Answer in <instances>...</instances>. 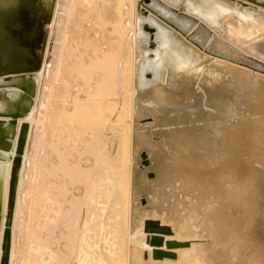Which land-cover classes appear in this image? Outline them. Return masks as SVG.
<instances>
[{"label": "rangeland", "instance_id": "rangeland-1", "mask_svg": "<svg viewBox=\"0 0 264 264\" xmlns=\"http://www.w3.org/2000/svg\"><path fill=\"white\" fill-rule=\"evenodd\" d=\"M257 1L264 3V0ZM104 3L105 0H77V7L72 14V25L76 26V38L72 42L74 52L69 80L84 94L89 92V96L86 95L82 98L83 101L80 99L77 102L76 97L69 101L70 98L66 99L67 95H65L63 98L68 102H56L54 107L57 109H53L50 120L44 118L47 122L42 121L41 129L44 132H42V140L38 144L39 146L42 143L41 148H38L39 158L37 159L38 165L42 168H40V176H38L41 180L38 181V179L37 183L33 185L37 191V201L33 209L40 203L38 211L45 207L46 210H43L44 213L40 210L35 215L39 217L32 218L35 222L32 221L33 227L36 229L34 240L37 239L38 244L36 241H32L31 233L20 232L26 246L31 247L32 252L39 249L41 251L43 247L49 248V250L57 248L54 251L58 250V247H61V250L65 249L63 241L60 244L53 243L51 233L47 229L52 221L55 222L52 214L47 215L52 210L50 207L53 190L64 195V205H66L64 218L70 224L67 226L70 231L67 242L71 245L76 243L80 232L76 226L79 221L82 222V219L89 221L90 211L93 209L90 199V188H92L90 180L93 178L92 172H95L96 161L107 154L114 155L115 159L124 158L120 165L125 172L128 150L124 145L126 130L122 128L126 124H131L132 136L138 139V144L135 145L137 148L133 147V155L132 153L130 155L132 170L142 174L144 178L137 185H134L129 178L132 190L130 189V193L127 191L124 195L122 200L124 205L117 208L118 210L123 209L121 215L123 225L120 227V232L117 233V243L115 240L113 243L117 244L115 254L118 259L122 260V264H252L247 260L248 253L242 252L240 249L242 239L250 232L255 231L249 227L251 218L260 216L264 227V190L260 187L261 182H264V144H262L264 140L253 138L258 130L261 128L264 130V93L258 96L246 94L244 88L248 85H244L246 82L240 78L264 80V5L251 0H144V2L142 0H124V4L122 3L116 8V19L113 23L106 19ZM30 5L34 6L32 2ZM37 7L40 10L41 7L39 5ZM42 14L44 15L45 12ZM45 24V20L39 18L34 39H32L33 30L30 29V26L25 29L12 28L14 34L18 31L20 35H23V40L36 41L33 47H29L24 42L18 44L19 34L16 35L17 40L12 38L13 35H4L3 39L0 38L2 46L6 43L10 45L11 49H8L10 57H16L19 53V55L27 57L30 51L33 52L36 58L33 61L35 63H32L34 64L32 67H34L41 63L45 55L48 43ZM165 28L175 34L176 40L183 47L177 48L174 56L170 58L165 56L164 60H158L159 63L152 65L151 61L149 64L152 67L142 71V62L157 58L155 36L157 39L159 32L164 31L165 34L167 32ZM54 30L56 31L55 28ZM137 31L138 38L135 37ZM150 33L154 35V39ZM239 35H251V37L246 40L239 38ZM153 40L155 42H152ZM140 41L145 42L143 44ZM56 47V41L52 38L49 53L53 54ZM102 58H104L103 60L106 58L107 64L113 65V68L110 70L106 84L100 85L101 95L97 96L95 87L99 84L100 75L96 73V77L95 72H88V69L85 68L91 62ZM19 59L20 57L17 61L20 63L16 64L14 68L28 67ZM183 67L184 69H182ZM237 71L242 75L239 78L234 75L235 72L238 73ZM140 73H143L149 81L157 77V82H154L152 86L159 87V89L164 88L168 92L166 95L173 99H169L165 104L160 103L159 107L155 106L157 108L150 112L142 109L134 110L131 122L129 117H124L125 120L117 122L119 115L124 114L122 106L124 101L128 99L133 101L134 89L138 85ZM235 77L237 78L236 84L240 83L239 80L241 81L237 88L242 93L238 95H235L234 92L229 93L232 102L220 105L216 102L215 95H211L213 88L215 93L224 96L225 88H231L230 84L235 83ZM179 79L183 83V88L179 87L177 90L173 86L170 87V84L175 85ZM210 81L226 84V87H213V85L211 87L208 85ZM187 82H189L188 84L193 82V87L191 84L188 88ZM228 85L230 86L228 87ZM187 92L188 94H185ZM145 93L141 94L143 98L147 96ZM258 97L263 99L259 100ZM184 99L186 100L185 105ZM91 103L94 105L101 103V111L105 113L101 118L98 117L99 123L95 126L90 124L92 120H89L88 114L83 110L84 106L92 105ZM16 104L18 108L15 111L24 114L34 106L35 97L33 98L29 92H24ZM195 105H200L204 108L203 111L208 113L201 114L197 111L193 113L190 107ZM55 112L58 113L57 117L54 116ZM191 114L194 116L192 117ZM195 116L198 118L196 119ZM44 122L48 125L46 126ZM117 123L118 125H115ZM210 123L213 126H210ZM222 123H228L229 128H225V131L232 130L233 148L240 142L249 145V148L244 149L241 156H232L212 165L209 167L210 169H206L208 175H206L207 173L203 174V177H200V170L194 167L184 166L181 169L168 167L162 170L156 167L155 160L147 146L149 148L157 146L154 143L163 145L164 151L167 150L166 152L169 154V152H174L175 146L172 144L178 143V139L187 140L188 138L187 146L189 147L192 144L189 140L196 139L194 135L197 138L210 136L212 134H209L212 132L210 127L214 128L218 124V127L221 128ZM14 125L0 123L1 148L7 150L11 148L10 138L16 135ZM258 126L261 128L259 129ZM185 128L186 130H184ZM187 128H189L188 131ZM160 131L164 132V141L161 139L163 133ZM180 133L183 136H180ZM146 140L151 141L152 144L147 143L148 145L145 146L143 143ZM183 140H181L182 143L186 141ZM33 148L32 142L30 146L32 154ZM213 151L216 150L213 148ZM29 153L31 154V152ZM225 153L228 152L223 154ZM142 155H146V160L142 159ZM234 161L246 163L250 170L247 172L246 182L239 196L232 198L227 193L224 194L216 189L210 176H213L218 167L227 166ZM64 165L70 167L71 170L75 169L73 172H77L75 177L77 180L72 179V175H62ZM40 193L43 195L41 196ZM41 197L45 199L43 200ZM59 200H61L60 197ZM45 201L44 206L43 202ZM110 212L112 211L109 210L107 214ZM233 212H238L242 220H237L234 215L233 219H229L224 228H221L218 222L220 221L219 215L223 216L222 213H224L231 216ZM37 219L39 221L42 219V222L35 221ZM49 220L50 222H48ZM108 221L105 225L106 229L104 228L106 238L109 237L108 228L110 230ZM147 221H158L161 227H169L171 232L147 230ZM59 225L64 226L62 222H59ZM153 235L163 236L165 243L160 247L153 245L151 243ZM168 241L187 242L188 244L169 249ZM35 243L37 246L34 245ZM113 243L110 240L108 245H113ZM156 249L173 251L176 253V257L155 258L154 251ZM17 250L19 252V247ZM18 256L16 254V259ZM54 259L52 260L54 262L48 260V263L58 264V260L55 263ZM76 263H78L77 259L74 260V264Z\"/></svg>", "mask_w": 264, "mask_h": 264}, {"label": "bare ground", "instance_id": "bare-ground-1", "mask_svg": "<svg viewBox=\"0 0 264 264\" xmlns=\"http://www.w3.org/2000/svg\"><path fill=\"white\" fill-rule=\"evenodd\" d=\"M31 2L34 4V6L30 5ZM142 2H144V0H142ZM122 3L124 4V0H105V3H104L105 4V16H106L107 21L110 20L114 23L116 19V15H115L116 8L121 6ZM38 5L41 7L40 8L41 11L38 9L37 7ZM76 5H77V0H0V30H3V29L10 30L11 27L25 29L27 26H30V29L33 30L32 39H34L36 30H37V25L39 24V18H40V19H44L46 22L45 30L47 31V41H48L47 47L45 49L44 58L42 59L41 63H38L34 66L33 70H24V69L20 71H10L9 70L8 72L0 74V111L17 110L18 107H17L16 102L21 99L22 94L24 92H29L33 96V98L35 97V104L32 107V109L26 112V114H24L23 116L15 118L16 123L14 125V129L16 131V135L11 136L10 138L11 139L10 141L12 142L11 148L7 150V149L0 147V264H49L48 260L52 258L53 259L56 258L54 260L55 261L58 260V264H74V260L76 259L78 262L76 264H122V260L118 259L115 254V246L117 245L116 244L117 243V233L120 232V227H122L123 225V221H122L123 217L121 216L123 209L118 210L117 208L121 205L122 206L124 205V201L122 203V200L125 197L124 195L126 194V192L130 191L131 189L130 186L132 185V183L134 185H137L144 178L142 174L132 170V163H131L130 155L132 153L133 147L137 148L135 145L138 144L137 142L138 139L137 137L132 136V131L130 129L131 124L125 123L126 125L124 127L122 126L123 127L122 129L126 130V134L124 138L125 139L124 145H125L126 150H128V152L126 153L127 154V162H126L127 169L125 168L126 169L125 172H123V168L120 165L121 162L124 161L123 160L124 158L115 159L114 155L111 156L110 154L109 155L107 154L99 161H96V165L94 167L95 172H92L93 174L94 173L95 174L94 175L92 174L93 178L90 180L91 187H92L90 188L91 190L90 199L93 203V207L91 206L93 209L91 208L92 210L90 211L89 221H87V219H82V222L79 221L78 226H76V229L80 232L76 239L77 241L74 245H71L69 242H67V236L70 233L67 226L70 224L66 220V218H64L65 217V207H66V205H64V195L63 194L61 195L60 192H57V190H53V189L52 190L54 192L52 191V194H51L52 205L50 204L51 207L49 205V207L52 209L51 210L52 213L48 212L49 214L47 213V215L52 214V217L55 219V222L51 220L52 223H50L47 229L51 233V240L53 241V243L60 244L61 241H63L64 243L63 245L65 246V249L61 250V247H58L59 249L54 251L57 248H54V249L51 248L49 250V248L48 249L44 248L42 245L43 248H41V251L39 249L38 251L33 250L32 252L30 250L31 247L29 248L26 246V242L24 241V238L20 234L21 231H26L27 234L31 233V237L33 241L34 238L36 237V236L34 237L35 235L34 232H36V229L33 227L34 226L33 223L35 222L33 221L32 218H34V216L38 214L40 210L42 211V213H44L43 210H46V207L45 209L42 207L43 209H40L38 211V208H39L38 204H40L38 202H37L38 204L35 207V209H33V206L36 204V201H37V193H36L37 191H36V188H34L35 186L33 187V185L36 184L37 180L39 179L38 176H40V168H41V166L38 165L37 159L39 158L38 152H39V149L41 148L40 146L42 145V143L39 146L38 144H39V141L42 140L41 135H42V132H44L41 129L42 123H43L42 121H46L44 120V118L45 119L49 118L50 120V116L53 113V109L56 108L54 107V104L60 101H63L64 103V101H66L63 98L65 97V95H67L66 99L70 98L69 101H71L74 97H76L77 102L78 100L80 101V99L86 97V95L89 96V92H85L84 94L82 90H78L76 85H72V82L69 80L70 73L72 72L71 66H72V57H73V52H74V49H72V42L76 38V26L72 25V18H73L72 14L73 12H75V7H77ZM42 8L44 9V11ZM42 12H45L46 17H44L45 14L41 15ZM54 28L56 29V31L54 30ZM165 31H167L165 34H164V31L159 32L157 39H156L157 41H156L155 48H156L157 58L154 60H148V61L142 62L141 63L142 71H145L146 68L152 67L149 64L151 61H152V65L154 63H159L158 60L160 61L164 60L165 56L167 58L174 56V54H176L177 48L183 47L181 43L176 40L175 34L170 32L171 30H169L168 28H165ZM138 35L139 33L137 31L135 37L138 38ZM250 37L251 35L250 36H240L239 35V38H244L246 40L249 39ZM52 38H54V41H56L57 47L55 49V52L53 54H50L49 53L50 40ZM144 42L140 41V43H143V44ZM189 49L191 48L189 47ZM103 59L104 58L100 60H95L91 62L90 64H88L86 68L84 67L85 69H88V72L90 71L95 72L94 74L96 77H97L96 73L100 75V77L98 78L99 84L95 87V90H96L95 94L97 96L101 95L102 90H101L100 85L102 86L106 84L105 82L108 80V77L111 72L110 70L113 68V65L107 64L106 58L105 60ZM200 66L202 67V65ZM182 69H184V67ZM190 70H194V69H190ZM217 71H220V70H217ZM237 72L238 73L235 72L234 74V75H237V78H239V76H242L239 73V71ZM187 75L189 76L190 74H187ZM237 78L235 77L234 79L235 83L232 82L230 84L231 88L229 89L226 87V84H223V83L220 84V82H212V81L209 82L208 85H211V87L212 85L213 87L214 86L226 87L224 90L225 91L224 96H221L215 93V90L213 88L211 95H215L214 98L217 103H220V105L229 104L232 102L231 97H230L231 94L229 93L234 92L235 95L241 94L242 91L239 92L237 88V86H240L241 84L240 80L246 82L244 85H248L244 88V92L246 94L251 95V96L252 94H254L258 96L264 93V80H261L260 78L255 79V80L253 78H249V79L240 78V80L238 81L240 83L236 84ZM180 79H179V82L175 83V85L170 84V87L173 86L175 89L179 87L183 88V83L180 82L181 81ZM229 79L231 80V78ZM157 80L158 78L155 77L152 81H149L147 78L144 77L143 73L139 74L138 85L136 89H134L133 101H131V99H128L127 101L126 100L124 101V104L122 103L124 114L121 113L119 115V117L117 118V122L125 120L124 117H129L130 122H131V119L133 118L134 110L136 111V110L142 109L144 111L150 112L157 108L155 106L159 107L160 103L165 104L167 103L169 99H173L170 96L166 95V93L168 92H166L164 88L159 89V87L152 86V84L154 82H157ZM224 80H225V77H224ZM188 83L189 82H187V85H189L188 88H190V85L193 82L191 84H188ZM204 84L206 85V83ZM230 85H228V87ZM191 86L193 87V84ZM249 87H251V89H249ZM184 91L186 92V90ZM208 92L210 91L208 90ZM142 93L147 94V96L143 98L141 96ZM185 94H188V92ZM258 99L260 100L263 98L258 97ZM130 101H131V104H130ZM66 102H68V100ZM115 103H118V102H115ZM185 104H186V100L184 102V105ZM189 105L191 104L189 103ZM101 107H102L101 103L95 104V105L92 104V105L84 106V109H83L84 113L88 114L89 116L88 118L90 121L92 120L91 122L89 121L92 126L97 125L99 123L98 117L101 118L102 115L105 114L101 111ZM190 108H191V111H193V113L196 111L197 113L200 112L201 114L205 113L203 111L204 108H202L200 105H195ZM100 111L101 113H99ZM104 111L106 110L104 109ZM177 114L178 113H176V115ZM57 115L58 113L55 112L54 116L57 117ZM191 115L192 117L194 116L193 114ZM197 118L198 117H196V119ZM208 118L210 119V117ZM83 119L85 120V118ZM11 120H14L12 116L0 115V121H3L0 123H3L4 125H8ZM175 120H177V118H175ZM44 124L46 125L45 122ZM115 125H118V123ZM202 125H201V128H202ZM211 125L212 124L210 123V126ZM193 128H196V127H193ZM225 128H229L228 123H222L221 128L218 127V124L217 126H214V128L210 127V129L212 130V132H209V134L212 133L210 135L211 137L209 135L205 137L201 136L198 138L197 136L194 135L196 139L194 138L190 139L189 137L190 139L189 141H191L193 144V145L190 144L189 147L187 146V144L189 143V142L187 143L188 141L187 137L189 134L188 133L186 136L187 140L184 139L186 140L185 141L186 144H184L185 142L183 143L181 142V140H183L182 138L181 140L178 139L177 140L179 141L178 143L172 144V146H175V149L172 147L174 149V152H169V154H167L166 152L167 150L164 151L163 145H158L157 143H154L157 146L155 147L151 146L152 148H149L147 146V148L149 149V151L151 152L155 160L154 163L156 167L160 168V170L168 168V167L170 168L178 167L181 169L184 166H188L190 168L191 167L198 168L200 170L199 171L200 177H203V174L207 173L206 169H210L209 167H211L212 165H216L218 162L226 158H230L232 156L239 157L244 152V149L246 150L247 148H249V145L247 143L243 144L242 142H240L241 145L237 143V145L233 148L234 143L231 142L232 130L230 131V129H228L227 131H225ZM258 128L260 129L261 127L258 126ZM188 129L189 128H187V131ZM184 130H186V128ZM160 133H163L161 139H163L164 141V132L160 131ZM176 136L178 137V135ZM180 136H183V135H181L180 133ZM253 138L264 140V130H262V128L258 130L255 137ZM32 142H33V147H34L33 154H32V149H30ZM147 143L150 145L152 144L151 141L149 140H146L145 143L143 144L146 146ZM262 144L264 143L262 142ZM213 148L216 151H213ZM29 152H31V154ZM218 152H221V153H218ZM224 152H228V153L223 154ZM145 156L146 155H142V159H145ZM40 165H41V162H40ZM62 169H63L62 172H64L62 175L64 176L72 175V179L77 180L75 178L77 172L76 173L73 172V170L75 171V169L71 170L70 167L68 168L66 165H64ZM249 170H250L249 166L246 163L241 162V161H234V162H231V164L229 163L227 166L218 167L216 172L213 174V176H210V178L212 179L213 185L216 189H218L224 194L227 193L232 198L238 197L240 191L244 187V184L246 182L247 172ZM128 173H129V176H128ZM206 175H208V173ZM129 178H130V181H132L131 185L129 182ZM40 180L41 178L38 181ZM44 183L42 184L44 185ZM38 185H39V182H38ZM260 187L262 190H264V182H261ZM43 190L42 192H45ZM59 197L61 200H59ZM41 198L43 199V197ZM43 203H44L43 205L45 206L46 201ZM47 210H48V206H47ZM109 210H111L112 212H110V214H107ZM222 215L223 216L219 215L220 221H218L221 228H224V226L228 223L227 221L229 219H233L234 215L237 220H242L238 212L231 213V216H228L227 214H224V213H222ZM120 219H121V223H120ZM261 219H260V216H258V218L257 216L251 218L249 227L255 229V231L250 232L248 235H246L242 239V244H241L240 250L242 252L248 253L249 256L247 257V260L252 264H264V256H263L264 255V247H263L264 246V227L262 225L263 220ZM47 220H48V217H47ZM35 221H39V220L37 219ZM107 221L110 227V230L108 228V231H107V233L109 232V237H107L108 239L106 238V234H104V228L106 229L105 225ZM39 222H42V219ZM48 222H50V220ZM59 222H62L64 226H60ZM39 224L38 225L36 224V226H39ZM37 228H40V227H37ZM146 229L152 232H155L158 230L164 233L171 232L169 227H161L158 221H147ZM157 238L162 239V242L159 244L156 243ZM110 240L112 241V243L115 240L116 242L115 245L114 243L113 245L112 244L108 245V242ZM154 240H156V242ZM171 242H179V241H168L167 247L169 249L178 248V247L188 244L187 242H184V243L179 242V243H182V245H177L176 247H173V246H170ZM36 243L34 245H36ZM151 243L157 247H160L165 243V239L163 236L153 235L151 237ZM18 247L20 249L19 252L17 250ZM159 250L165 251V252H173V251H167L163 249H156L154 251L155 258L161 259L164 257H171V258L176 257L175 252H173L174 255L172 256H163V255L158 256L156 254V251H159ZM16 254L19 255L18 259H16ZM52 260L50 261L54 262ZM55 263H57V261Z\"/></svg>", "mask_w": 264, "mask_h": 264}, {"label": "water", "instance_id": "water-1", "mask_svg": "<svg viewBox=\"0 0 264 264\" xmlns=\"http://www.w3.org/2000/svg\"><path fill=\"white\" fill-rule=\"evenodd\" d=\"M251 1L256 2V3H261V2H259L257 0H251ZM261 4L264 5L263 2ZM12 28L13 27H11L10 30L9 29L0 30V38H2V37L4 38V35H6V36L13 35L12 38L17 40L16 35H18L19 33H18V31H16L15 32L16 34H14L13 31H12L13 30ZM18 37L20 39V41H17L18 44L21 43V42H24V43H27L29 47L30 46L33 47L36 44V41H33V40H31V41H29L28 39H27V41L25 39L23 40V35L19 34ZM2 44L3 43L0 41V74L8 72L9 70L10 71H20V70H23V69L24 70H33L34 69V67H32V65H34V64H32V63H35L33 61H34V59L36 60V58L33 55V52L30 51L27 57H25L23 55H19L20 53L16 57H13V56L10 57L9 50H8V49H11L10 45L8 43H6L5 45L2 46ZM19 57H20L19 60L20 61L22 60L23 63L26 64L28 67H26V68H14V66H16V64L20 63V62L17 61ZM26 112L27 111H25L24 114H26ZM24 114H22L19 111H15V110L0 111V115L12 116L14 118V120L10 121V123H12V124L16 123V119L15 118L21 117ZM0 122H3V121H0ZM145 162H147V161H145ZM154 241L156 242V240H154ZM161 242H162V239L157 238V242L156 243L159 244ZM177 245H182V243H179V242H171L170 243V246H173V247H176ZM156 254L158 256H161V255H163V256H172V255H174L173 252H165V251H161V250L156 251Z\"/></svg>", "mask_w": 264, "mask_h": 264}, {"label": "flooded vegetation", "instance_id": "flooded-vegetation-1", "mask_svg": "<svg viewBox=\"0 0 264 264\" xmlns=\"http://www.w3.org/2000/svg\"><path fill=\"white\" fill-rule=\"evenodd\" d=\"M150 35H151L152 39H154V35H152L151 33H150ZM155 41H156V36H155ZM155 41L153 40L152 42H155Z\"/></svg>", "mask_w": 264, "mask_h": 264}]
</instances>
